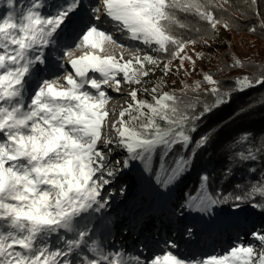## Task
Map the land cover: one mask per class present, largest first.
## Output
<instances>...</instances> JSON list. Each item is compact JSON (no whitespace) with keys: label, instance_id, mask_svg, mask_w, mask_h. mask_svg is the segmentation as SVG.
I'll return each mask as SVG.
<instances>
[{"label":"snow or ice","instance_id":"1","mask_svg":"<svg viewBox=\"0 0 264 264\" xmlns=\"http://www.w3.org/2000/svg\"><path fill=\"white\" fill-rule=\"evenodd\" d=\"M6 2L9 11L0 18V264H186L171 252L150 261L139 255L126 260L122 248L106 252L96 226L110 206L112 193L105 186L137 162L157 188L174 185L190 169L197 152L216 140L217 129L211 128L196 138L207 117L231 102L230 92L264 85V72L236 78V87L229 92H222L220 81L205 73L203 81L211 87L204 93L214 97L211 102L200 96L186 99L183 90L178 95L160 94L157 86L132 88L133 102L112 123L107 119L108 90L121 91L119 74L128 84H141L160 66L163 54L168 57L162 68L166 76L177 59L180 69L190 62L191 69L185 71H195L196 61L186 46L211 47L221 28L236 26L231 15H214L213 9L227 12V0H59L55 4L26 0L27 6L20 8L15 6L17 0ZM255 5L256 0H251L249 8L255 11ZM178 11L209 27L186 25L177 18ZM74 22L76 29L65 35ZM260 27L264 28V20ZM186 28L195 37L180 31ZM121 37L157 55L144 48L131 51V45L126 49ZM196 55L203 58V53ZM236 66L244 65L236 61ZM61 70L64 75H57ZM138 91L150 93L154 102L137 99ZM243 136L247 139L251 133ZM177 146L182 150L169 165L166 160ZM158 149L159 165L153 173ZM120 151L125 158L113 161V152ZM256 158L230 156L222 178L231 182L236 165ZM212 179L202 174L203 194L188 198L180 207L181 215L185 211L212 215L227 203L234 214L245 206L264 213V179L259 183L245 179L233 191L218 189L215 194L207 187ZM187 231L191 234L192 229ZM252 236L259 250L255 245L235 244L224 254L187 264H264V228ZM166 245L176 246L172 241Z\"/></svg>","mask_w":264,"mask_h":264},{"label":"trees","instance_id":"2","mask_svg":"<svg viewBox=\"0 0 264 264\" xmlns=\"http://www.w3.org/2000/svg\"><path fill=\"white\" fill-rule=\"evenodd\" d=\"M220 2L223 3V0H220ZM250 3L251 0H247V2L246 0H227L224 5L227 9L226 13L213 9L217 18L220 16L227 18L228 15H231L236 26L228 30L220 29V31L225 30L230 35L229 38L222 40L219 37V32L217 39L214 42L210 41V44L215 43L216 46L211 52H205L204 54L212 60L211 65L199 68L194 77L184 73L179 82L163 81L162 85L156 84L158 89L164 92L174 91L178 95L183 90L186 99L200 96L202 99L211 102L214 97L206 96L204 93L205 89L211 87L203 81L205 73L211 74L214 79L220 81L219 87L222 92H229L230 89L236 87V78L244 75H258L260 72H264V28L260 27V21L264 20V0H256L255 11L249 8ZM257 12L259 13L258 16ZM177 18L190 27L192 25L203 28L209 27L207 22L200 21L198 17L183 12L178 11ZM252 27H255L256 31H250L249 29ZM180 31L195 37V33L190 31L189 28L180 29ZM244 36L249 38L246 54L239 49L237 44V40ZM194 46L205 47L199 43ZM155 55L157 54L155 53ZM163 57L161 64L168 63L167 54H163ZM236 61H240L244 66H236ZM159 71L158 68H155L149 72L147 77L142 79L148 81L146 84L151 86L153 82L150 78L153 75H158ZM230 96L231 102L222 105L218 111L209 115L204 126L196 134V138H199V135L209 128L217 129L216 140L207 149L197 152L190 169L186 171V175L179 186L177 201L172 206V212L175 214L179 211L180 203L187 194H195L203 188L202 186L199 187L202 183L201 176L203 173H208L213 178L207 186L208 191L213 194L218 189H222L225 193L231 192L236 183H240L245 179L249 183H259L260 180L264 179L261 176V173L264 172V85H257L242 93L230 92ZM145 97L148 102H154L150 93L146 94ZM249 105H252V107L249 108ZM240 109L246 110L230 120L229 118ZM158 122L162 127L164 126L163 121ZM244 133H251V136L245 139ZM225 145H229V147L225 149ZM181 150V147L177 146L174 152L170 153L167 158L169 165L173 156L178 155L177 153H180ZM115 154L117 158H125L123 151L115 152ZM159 154L158 149L157 155ZM184 154L187 156L189 153ZM249 154L255 155L257 158L255 160H243L236 165L233 169L235 179L229 182L222 178L221 173L230 164V156L240 160ZM250 168L256 169L255 173H249ZM122 176L125 181H131V178H133L131 173L124 172ZM135 185L136 181H131L130 190L134 189ZM255 199L259 201L260 198L257 196ZM221 207L231 209V204H223ZM243 210L247 217L260 220L264 224V213L250 206H245Z\"/></svg>","mask_w":264,"mask_h":264},{"label":"rangeland","instance_id":"3","mask_svg":"<svg viewBox=\"0 0 264 264\" xmlns=\"http://www.w3.org/2000/svg\"><path fill=\"white\" fill-rule=\"evenodd\" d=\"M5 2H6V0H0V4L5 3ZM21 6L26 7L27 6L26 2H23L21 4ZM219 37L222 38V40H223V39L229 38L230 35L225 30H221ZM124 41L134 43V41H128V40H124ZM248 43H249V38L247 36H244V37H242V38L237 40V44H238L239 49L245 54L247 53ZM215 46H216L215 43H212L211 47H206L205 46L203 48H199V47L193 46V45H187L185 51L187 52L188 55L192 56L193 60L196 61L195 71H191L190 73L185 71V69H191L190 62H185L184 69H180L179 68V61L177 59V60H174L171 63L172 72L166 76L164 74V72L162 71L163 64H164V63H162V64H160L159 67H157L160 70L159 74L158 75H153V77L150 78L152 80V82H153V85L151 84V86H149L148 84L144 83L143 81H145V80H143V79H142L141 84H139V85H137V84H128L127 82L123 81L122 74H119L117 78L121 80V91L119 92L120 97L119 98L110 99L108 104H107V108L108 109L112 108V109H115V110L120 109L119 112L121 110H123V108H126L128 103H132L133 102L131 100L130 95H129V93L131 92L132 88L141 89V88L147 87V88L151 89L154 85L156 86V84L162 85V79L161 78H163V81L179 82L182 79V76H183L184 73L189 75V76H191V77H194L197 74V71H198L199 68L211 65L212 60L209 57L205 56L204 53L205 52L206 53L207 52H211L215 48ZM135 48H144L145 52H148L149 54H152V55L155 56V53L151 49H147V48H145V46H141V45H136V46L132 47L129 50L134 51ZM126 49H128V47ZM196 53H203V58L202 59L198 58ZM125 54L128 55V52L126 51ZM178 69H179V71H178ZM50 77L51 76H46L45 78H50ZM163 87H165V86H163ZM158 90H159L160 94L164 93L163 90H160V89H158ZM91 91L94 92V90H91ZM108 91H110V90H108ZM146 94H149V93H144L142 91H138L137 92V99H143V100L147 101V99L145 97ZM114 103H117L115 105L116 107L115 106L112 107V105ZM116 115H118V114H116ZM177 154H179V153H177ZM155 156H156L157 159H159V155H157V152L155 153ZM111 158H112L113 161H115V160H121L122 161L124 159V158H117L115 152H113ZM154 162H155V157H154ZM166 163H168L167 160H166ZM139 165H140V163H138V162L137 163H133L129 168H126L121 173H119L113 179V182L110 185L105 186L107 191L112 193L110 206H109L110 210L117 211L118 209H121V208L118 207V205L122 204V202H124L126 205L128 203H130V201H131L130 197H131V195L133 193H135V191L133 189L130 190L131 181H133V180L135 181L137 179V174H136L137 171H135V168L137 166H139ZM124 172L125 173H131V175L133 176V178H131V181H125L124 180V177L122 176ZM185 175H186V172H185ZM146 179H147V176H145V180ZM150 186H152V185H150ZM201 186L204 187V185H202V183H201V185L199 187H201ZM121 188L125 189L123 193H121ZM145 193L147 195H150L149 191H146ZM197 194L199 196V195H202L203 192L200 191ZM240 212L243 213L244 210H242ZM169 216H171V218L173 220L174 219L179 220L177 217H175L173 215H169ZM174 226L177 228L178 224L174 223ZM259 228H261V229L264 228V224H263L262 221L257 220V219L254 220L252 218L249 219V220L246 219V222H245V224L243 226V231H244V232H242L243 235L240 234L239 237H238L237 242H235V243H233L232 240L230 241V243L228 242V244L222 249V254L226 253L235 244L255 245L257 250H259L261 246H260L259 242L254 240V238L252 236V232L255 231L256 229H259Z\"/></svg>","mask_w":264,"mask_h":264},{"label":"bare ground","instance_id":"4","mask_svg":"<svg viewBox=\"0 0 264 264\" xmlns=\"http://www.w3.org/2000/svg\"><path fill=\"white\" fill-rule=\"evenodd\" d=\"M121 41L126 45V48L127 47H129L130 45L131 46H136V45H139V43H137V42H134V43H132V42H127V41H124L123 40V37H121ZM74 46V45H73ZM132 48V47H131ZM126 55V54H125ZM127 56V55H126ZM57 75H60V76H62V75H64V73H63V70H61L59 73H57ZM94 75H96L97 76V78H99V74L97 73V74H94ZM51 78H53V77H50V79ZM109 95H110V99H112V98H119L120 97V95H119V93H116L115 91H112V90H110L109 91ZM109 99V100H110ZM116 105V103H114L113 105H112V107H114ZM116 107V106H115ZM140 179H141V184H142V186H143V191H145L144 189H145V179L140 175ZM150 193H152L151 195H150V197H151V199L147 202V205L148 206H146V207H150V208H152V206H153V208H158L160 205H161V203H159V197H160V192H159V188H157L156 187V185L153 183V186H152V188H151V190H150ZM157 194H158V197H156L157 196ZM166 195L165 194H163V197H162V200L164 199V197H165ZM154 197H155V200H154ZM167 197V196H166ZM165 197V198H166ZM151 204H153V205H151ZM118 210H121V209H118ZM124 212V211H123ZM122 211L120 212L121 214L123 213ZM119 213V212H118ZM194 213V212H193ZM229 213V212H228ZM164 214V213H163ZM198 214H200L199 212H198ZM231 213H229V215H230ZM122 218H123V221L125 222L128 218H127V216H126V214L125 213H123V215L121 216ZM192 217H194V215L192 216ZM217 217H221L220 215H217ZM227 217V219H229V217L228 216H226ZM232 217V216H231ZM153 218H156V217H153ZM135 218H133V220H134ZM146 219H149V218H146ZM204 219H206V217H204ZM231 219H233V218H231ZM230 219V220H231ZM201 222H202V220H200ZM180 222V221H179ZM182 222V221H181ZM120 223V221L118 220L117 222H116V225L117 224H119ZM174 223H177L176 222V220H173V221H159V220H154V222L152 223V220H150V221H147V222H144V224H143V227H142V230H143V232H149L152 236H153V240H156L159 236L161 237V238H163L164 236V233H171V234H174L179 240H180V242H181V244H184V242L183 241H189L190 243H191V245L190 244H188L189 246H190V248L191 249H194V248H196V247H198L199 249H203L207 244H205V242L203 241V240H201V239H198V238H196L195 236H193V235H189V233L186 231V229H185V227H182L181 225L179 226V230L177 231V232H174L175 230H177L176 229V227L174 226ZM140 224H142V222H140ZM147 224H150V225H147ZM157 229H159L161 232H160V234L161 235H159V233H157L156 232V230ZM142 232V231H141ZM166 235V234H165ZM218 242H219V240H216L215 242H214V244L212 243L211 245L214 247L216 244H218ZM227 242V240H225V241H223L222 243L224 244V243H226ZM192 245H195L196 247H193ZM148 246H151L150 244H148ZM118 247V246H117ZM116 247V248H117ZM125 249L122 245L121 246H119L118 247V249ZM211 249V248H210ZM209 250V249H208ZM106 251V250H105ZM95 256V255H94ZM124 259H126V256L124 255ZM127 260V259H126ZM144 260V259H143Z\"/></svg>","mask_w":264,"mask_h":264}]
</instances>
